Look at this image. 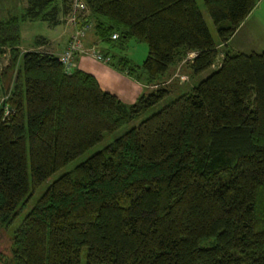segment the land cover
Returning a JSON list of instances; mask_svg holds the SVG:
<instances>
[{
    "label": "trees",
    "instance_id": "obj_1",
    "mask_svg": "<svg viewBox=\"0 0 264 264\" xmlns=\"http://www.w3.org/2000/svg\"><path fill=\"white\" fill-rule=\"evenodd\" d=\"M82 1L87 14L77 26L92 25L99 43L147 46L138 67L98 51L104 66L149 93L126 107L77 59L66 73L58 56L22 52L21 25L49 26L53 0L0 5L2 228L54 173L165 99L170 69L188 54L192 77L211 70L219 46L222 58L52 181L11 231L0 264H264V50L227 46L256 0H202L216 43L194 0Z\"/></svg>",
    "mask_w": 264,
    "mask_h": 264
},
{
    "label": "rangeland",
    "instance_id": "obj_2",
    "mask_svg": "<svg viewBox=\"0 0 264 264\" xmlns=\"http://www.w3.org/2000/svg\"><path fill=\"white\" fill-rule=\"evenodd\" d=\"M54 6L57 7L55 17L53 21H49V26L47 23H42L39 21L35 22H26V24L21 25V37L26 43L30 44L33 39L37 37H43L46 39H51L57 36V34L62 30V26L67 22L66 11L69 6V0H53ZM198 10L201 13L205 26L209 32L211 39L216 43L217 36L215 32L214 25L209 19L202 0H194ZM0 5L3 7L11 8L13 11V6H19L18 8L25 7V0H0ZM5 7V8H6ZM13 8V9H12ZM5 15L0 13V18ZM86 16V15H85ZM55 24H52V23ZM25 25V26H24ZM62 25V26H61ZM84 41L88 38V43L92 44L93 37V28L92 25L86 27L84 32ZM30 39V40H27ZM39 39V38H37ZM99 48H106L114 56V58L121 57L128 60L129 65L140 66L142 61L145 59L147 54V46L144 43H139L133 39L125 40L122 43V46L119 47L116 45L114 48H109L107 45L102 43H97ZM228 49L232 51H237L243 54L249 53H260L264 50V0H256V5L254 9L250 12L247 18L241 23L237 31L234 33L232 38L228 42ZM98 47L96 49L98 50ZM28 49V48H27ZM21 50V49H20ZM26 50V49H25ZM219 55L215 61L212 69L216 68L219 64L222 55V47H218ZM193 54H188L185 59H183L178 66L173 67L168 75V81L162 85V87L168 88L170 94L163 99L157 105L151 107L147 110L141 117L137 120L132 121L131 123L124 125L119 128L117 131L111 134H105L102 141L95 145L93 148L85 152L84 154L78 156L75 160L71 161L65 167L54 173L46 181H44L39 188H37L34 193H32L27 204L23 207L22 211L14 218L12 224L7 228L0 227V256H9V245H10V233L11 231L18 226L24 214L30 209L35 200L41 195V193L46 189V187L58 178L60 175L70 172L75 166L82 163L86 158L92 154L98 152L104 148L112 139L120 136L129 128L136 126L141 120L148 117L149 115L157 112L162 107L170 103L172 100L177 98L179 93L187 92L192 86H195L200 80L205 78L212 70H207L200 74L198 77H192L190 71L187 67V63L192 58ZM90 60V59H89ZM114 59V62L116 61ZM92 61V60H91ZM7 62V53L3 56H0V70L5 66ZM117 79H100V89L106 90L114 95H116L119 100L126 106L129 107L136 102L139 96L142 94H147L149 92L145 91L140 84H136L129 78L124 77L120 74H115ZM119 77V78H118ZM141 81V80H140ZM147 90H154L152 86H149ZM3 96H0V102L3 100Z\"/></svg>",
    "mask_w": 264,
    "mask_h": 264
},
{
    "label": "built area",
    "instance_id": "obj_3",
    "mask_svg": "<svg viewBox=\"0 0 264 264\" xmlns=\"http://www.w3.org/2000/svg\"><path fill=\"white\" fill-rule=\"evenodd\" d=\"M67 23L73 27V32L62 51L58 55V60L62 65L64 71L69 73L75 67V60L78 57H85L92 61L105 64L106 58H102L99 51L95 47L87 48L84 43V32L87 26L79 27L77 23L87 14V9L82 0H69V6L67 10ZM112 40L117 39V35H111Z\"/></svg>",
    "mask_w": 264,
    "mask_h": 264
},
{
    "label": "crops",
    "instance_id": "obj_4",
    "mask_svg": "<svg viewBox=\"0 0 264 264\" xmlns=\"http://www.w3.org/2000/svg\"><path fill=\"white\" fill-rule=\"evenodd\" d=\"M24 24H26V23H24ZM72 32H73V27L66 22L65 25L62 26V30L54 38L46 39L43 37H37V38L43 39V40L40 43H37L36 47L35 46L32 47V42L30 44H27L26 39L24 37L25 43L20 47V49L22 52L26 51V50H38L40 52H45V53L52 54L54 56H58L64 50ZM93 37H94L93 38L94 41L92 40V42H93L92 44L88 43L89 38H88V40L86 39L84 41V45L87 48L98 47V45H97L98 41H97L96 37L94 36V34H93ZM27 40H30V39H27ZM103 49L104 48L98 47V50H100V51ZM234 52H237V51H234ZM76 67L92 74L95 77L99 87H101L100 79H102V77H103V79H106V80L117 79V76L115 74H118V73H116L114 70H112L111 68H108L107 66H104L103 64H100L98 62L91 61L85 57H78L77 58ZM211 70H212V68H211ZM104 91H106V90H104Z\"/></svg>",
    "mask_w": 264,
    "mask_h": 264
}]
</instances>
